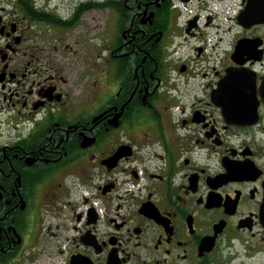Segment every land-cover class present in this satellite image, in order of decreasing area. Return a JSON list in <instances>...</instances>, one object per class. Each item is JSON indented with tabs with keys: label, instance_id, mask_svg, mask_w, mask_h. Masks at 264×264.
I'll return each mask as SVG.
<instances>
[{
	"label": "flooded vegetation",
	"instance_id": "obj_1",
	"mask_svg": "<svg viewBox=\"0 0 264 264\" xmlns=\"http://www.w3.org/2000/svg\"><path fill=\"white\" fill-rule=\"evenodd\" d=\"M180 1L104 0L116 33L79 75L90 0H0V264H264V107L214 92L261 77L264 23L218 22L207 55L210 0L182 24Z\"/></svg>",
	"mask_w": 264,
	"mask_h": 264
},
{
	"label": "rangeland",
	"instance_id": "obj_2",
	"mask_svg": "<svg viewBox=\"0 0 264 264\" xmlns=\"http://www.w3.org/2000/svg\"><path fill=\"white\" fill-rule=\"evenodd\" d=\"M88 1L89 0H70L71 14L77 13L75 7L76 4L81 2L86 3ZM90 1L91 5L89 9L84 12L77 13V16H75L73 21L74 28L72 27L73 34L70 33L68 37L63 39V41L66 42H70L71 40L74 42V44H71L70 46L74 47L76 72L79 73V75L84 74V72L89 68L88 63L86 64L85 62H87L88 59L91 60L92 56H96L97 52L100 51V45L101 47L107 45L108 41L112 40L116 33L115 20L113 19V16H111L109 8L101 7V3L104 0ZM223 36L225 39L228 35L224 33ZM214 41L215 39L210 37V43H213ZM198 44H200L199 41H194L191 46ZM184 49L185 47L181 48V50ZM206 50V54H213V52L216 51V48L212 51L208 46ZM74 52H70L71 55H74ZM78 89L81 88L78 87Z\"/></svg>",
	"mask_w": 264,
	"mask_h": 264
},
{
	"label": "water",
	"instance_id": "obj_3",
	"mask_svg": "<svg viewBox=\"0 0 264 264\" xmlns=\"http://www.w3.org/2000/svg\"><path fill=\"white\" fill-rule=\"evenodd\" d=\"M245 5L243 9L240 10L237 16V22L245 27H250L253 24L264 23V0H245ZM194 24V20L190 22L191 25ZM243 41L238 42L236 50L233 55H236ZM261 77L258 78L254 70H245L231 68L229 69L224 78L219 83L217 89L214 90L215 93L220 94L224 91L226 83L236 82L237 94L239 97L251 99V103L255 106L262 104L264 107V72ZM259 79V80H258ZM244 111L228 113V115L233 117H241ZM90 210V214H91Z\"/></svg>",
	"mask_w": 264,
	"mask_h": 264
},
{
	"label": "built area",
	"instance_id": "obj_4",
	"mask_svg": "<svg viewBox=\"0 0 264 264\" xmlns=\"http://www.w3.org/2000/svg\"><path fill=\"white\" fill-rule=\"evenodd\" d=\"M240 1H241V0H238V3L235 4V7H234V8H232V7L230 6V4H228V6H227V8H226V13L228 14V16H227V15L224 16V21H225L226 24H228V26H229V24L232 22L233 17L235 16L236 12L239 10V8H240V6H241ZM189 10H190V12L193 11V9H189ZM208 13H210V12H207V13H205L204 15H207ZM210 14H211V13H210Z\"/></svg>",
	"mask_w": 264,
	"mask_h": 264
},
{
	"label": "bare ground",
	"instance_id": "obj_5",
	"mask_svg": "<svg viewBox=\"0 0 264 264\" xmlns=\"http://www.w3.org/2000/svg\"><path fill=\"white\" fill-rule=\"evenodd\" d=\"M215 46H216V42H215Z\"/></svg>",
	"mask_w": 264,
	"mask_h": 264
}]
</instances>
